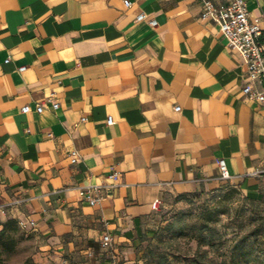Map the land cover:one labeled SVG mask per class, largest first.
<instances>
[{
	"label": "crops",
	"instance_id": "obj_1",
	"mask_svg": "<svg viewBox=\"0 0 264 264\" xmlns=\"http://www.w3.org/2000/svg\"><path fill=\"white\" fill-rule=\"evenodd\" d=\"M125 1L0 0V230L24 223L38 264H136L163 207L223 186L264 206V107L206 0Z\"/></svg>",
	"mask_w": 264,
	"mask_h": 264
},
{
	"label": "rangeland",
	"instance_id": "obj_2",
	"mask_svg": "<svg viewBox=\"0 0 264 264\" xmlns=\"http://www.w3.org/2000/svg\"><path fill=\"white\" fill-rule=\"evenodd\" d=\"M207 227L214 235L212 246L200 247V240L208 233ZM263 233L264 206L248 200L233 187L223 186L163 207L136 264H195L200 260L206 264H225L236 250L237 239L249 235L252 239L260 235L258 238L261 239ZM8 235L15 242H11L9 236L3 238L6 245L0 240V261L3 264L34 260V243L20 225ZM247 243L250 245V241ZM252 249L254 254L248 264H264L260 250L255 246ZM204 251H207L206 256Z\"/></svg>",
	"mask_w": 264,
	"mask_h": 264
},
{
	"label": "built area",
	"instance_id": "obj_3",
	"mask_svg": "<svg viewBox=\"0 0 264 264\" xmlns=\"http://www.w3.org/2000/svg\"><path fill=\"white\" fill-rule=\"evenodd\" d=\"M204 12L202 19H214L220 23L221 32L227 40V46L233 51L240 53L246 61L248 69V83L243 87L244 95L264 107V28L261 26L259 18H252L251 13L247 7L246 0H228L225 6L217 7L211 1H205ZM125 5L130 7L132 3L128 0ZM138 21H148V23L155 27L157 21L148 19V15L142 13L137 18ZM8 59L6 62H9ZM26 67H20L19 71L23 72ZM48 101L51 102L52 109L56 110L60 104L54 99V94L50 95ZM45 110V104L40 103L36 105L35 111L39 114ZM32 111L29 105L22 108V112L27 114ZM176 112L181 111V107L175 108ZM83 121H87L86 118ZM107 123L109 125L114 123L113 117H108ZM79 161L78 151H72L71 163L76 164ZM219 168L222 180H229L231 178L230 171L225 159L219 161ZM120 173L113 171L109 178L116 180ZM100 191L99 186L81 187L80 196L90 206H95L100 202L98 195ZM161 201L157 200L153 208L160 210ZM34 224L33 222L31 223ZM21 228L26 225L19 224ZM101 245L105 249H109L113 245L112 235L105 234L101 240ZM111 264H119L113 260Z\"/></svg>",
	"mask_w": 264,
	"mask_h": 264
},
{
	"label": "trees",
	"instance_id": "obj_4",
	"mask_svg": "<svg viewBox=\"0 0 264 264\" xmlns=\"http://www.w3.org/2000/svg\"><path fill=\"white\" fill-rule=\"evenodd\" d=\"M18 225L19 224L14 220H10L3 225V228L0 231V240L3 245L7 244L5 241H3V238L6 236L8 237L9 236L8 234L10 231H16ZM206 230L208 233L205 237H203V239L200 240V243H199L200 247L201 246H212V242H213L212 240L214 239V235L212 233V230L209 229V227H207ZM259 236L260 235H257V237L252 239L253 237L249 235L246 237H242L241 239H237L234 244V248L236 250H234V252L232 253L230 261L225 264H248L250 263L252 261V255L254 254L253 249H252L254 246L260 250V254L264 258V233L261 235V239L258 238ZM9 238L11 242L13 243L15 242L13 241L14 239L11 236H9ZM248 241H250V245L249 243H247ZM248 246H250V248L246 249V247ZM204 253H205L204 255L206 256L207 251H204ZM0 264H3V263L0 261ZM23 264H38V263H36L34 260H27ZM195 264H206V263L203 260H200V261H196Z\"/></svg>",
	"mask_w": 264,
	"mask_h": 264
}]
</instances>
